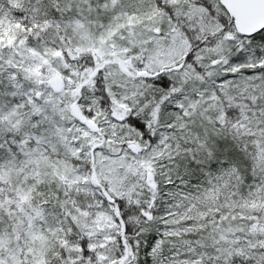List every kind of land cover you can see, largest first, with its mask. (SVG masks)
I'll list each match as a JSON object with an SVG mask.
<instances>
[{"label":"snow or ice","instance_id":"snow-or-ice-1","mask_svg":"<svg viewBox=\"0 0 264 264\" xmlns=\"http://www.w3.org/2000/svg\"><path fill=\"white\" fill-rule=\"evenodd\" d=\"M0 264H264V0H0Z\"/></svg>","mask_w":264,"mask_h":264}]
</instances>
